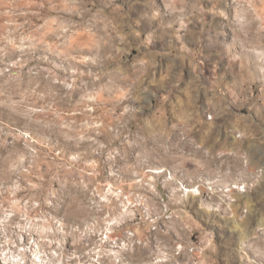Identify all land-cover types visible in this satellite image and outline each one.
Here are the masks:
<instances>
[{"label": "clouds", "instance_id": "1", "mask_svg": "<svg viewBox=\"0 0 264 264\" xmlns=\"http://www.w3.org/2000/svg\"><path fill=\"white\" fill-rule=\"evenodd\" d=\"M0 264H264V0H0Z\"/></svg>", "mask_w": 264, "mask_h": 264}]
</instances>
